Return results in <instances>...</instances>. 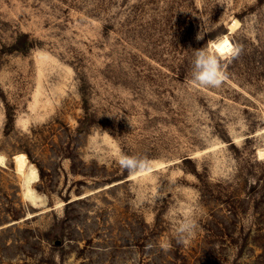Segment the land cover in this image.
<instances>
[{"label": "rangeland", "instance_id": "374dc122", "mask_svg": "<svg viewBox=\"0 0 264 264\" xmlns=\"http://www.w3.org/2000/svg\"><path fill=\"white\" fill-rule=\"evenodd\" d=\"M0 154V264H264V0H0Z\"/></svg>", "mask_w": 264, "mask_h": 264}, {"label": "clouds", "instance_id": "9594fccd", "mask_svg": "<svg viewBox=\"0 0 264 264\" xmlns=\"http://www.w3.org/2000/svg\"><path fill=\"white\" fill-rule=\"evenodd\" d=\"M201 38L202 36L199 34L197 39ZM229 51L230 55L238 56L242 51V47L237 45L230 48ZM194 53L190 83L194 86L220 88L226 80V73L221 60L214 52L205 50L204 48L195 50ZM117 162L122 169L128 171L130 174L143 172L150 167V161L146 158L124 153L118 155ZM197 228L198 223L194 217H186L175 229L177 243H189V239L195 235Z\"/></svg>", "mask_w": 264, "mask_h": 264}, {"label": "bare ground", "instance_id": "6f19581e", "mask_svg": "<svg viewBox=\"0 0 264 264\" xmlns=\"http://www.w3.org/2000/svg\"><path fill=\"white\" fill-rule=\"evenodd\" d=\"M230 44V41H229V39L227 38V37H225V38H223L221 41H219L218 43H217V46L219 47V48H221V49H223V48H225L226 46H228ZM217 47V48H218ZM1 160H3V157H2V155L0 154V161ZM2 162V161H1ZM17 163H18V167H19V169L21 170V171H25L26 172V174H25V176H26V178H27V193L28 194H32L33 192H32V189H31V187L29 186V183H30V181H32V180H35V179H37L38 178V171H37V169L33 166V165H30L29 164V166H28V164H27V162H25V161H17ZM16 163V164H17ZM28 166V167H27ZM20 171V172H21Z\"/></svg>", "mask_w": 264, "mask_h": 264}]
</instances>
